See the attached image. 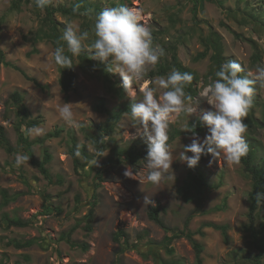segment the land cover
Wrapping results in <instances>:
<instances>
[{"label":"rangeland","instance_id":"obj_1","mask_svg":"<svg viewBox=\"0 0 264 264\" xmlns=\"http://www.w3.org/2000/svg\"><path fill=\"white\" fill-rule=\"evenodd\" d=\"M77 1L50 0L55 7H70ZM85 1L102 10L116 6L138 10L142 22L150 28L153 47L162 48L165 54L156 65L148 66L143 80L134 81L135 97L124 91L121 99L109 92L103 72L85 70L79 61L76 90L65 96L59 85L54 47L46 41L33 40L40 18L32 5L24 4L14 11L13 0H0V42L7 61L46 88L40 89L13 68L0 69V125L5 127L16 149L14 154H8L0 146V264H196L191 241L182 237L169 242L166 231L150 219L149 213L154 207L160 208L159 216L164 224L178 231L184 229L188 217H193L190 230L204 247L203 264H253V259L260 257L261 249L248 230L252 180L241 163L233 164L220 156L210 164L212 157L208 155L201 166L206 179L204 195L198 203L187 202L181 188L191 168L179 160V154L181 145L190 144L193 135L180 136L170 143L174 160L168 172L170 178L158 185H140L124 172L128 167L133 174L140 171L145 163L143 160L134 166L110 164L119 149H147L139 123L125 113L113 136L106 138V150L100 157L92 142L87 140L85 129L97 136L96 127L107 121L108 116L98 110L101 101H105L112 112L141 101L144 90L155 87L156 78L170 74L174 52L193 76L196 93H186L198 98L202 83L216 79L211 61L213 51L200 58L211 32L222 38L224 63L234 60L244 69L239 75L254 78L257 66L264 67V0L200 1L197 14L193 0ZM56 18L65 27L89 33L82 43L90 55L87 46L95 35L92 29L84 30L86 20L61 14ZM93 19L95 23V17ZM160 66L166 67L165 75L159 71ZM112 74L116 87L121 89V76ZM254 88L244 138L256 140L260 147L259 157L264 158V83L257 81ZM14 92L23 95L24 104L34 118L43 119L40 134L34 129L26 132L30 141L44 139L63 129L58 138H49L44 145L34 144L30 148L38 162H42L44 149H48L52 155L47 165L51 179L29 160L17 164V155H27L29 150L18 144L15 111L9 104ZM156 95L159 98L162 90L157 88ZM63 103L73 104L72 123L59 115ZM201 103V107H209L202 100ZM195 120L202 121L199 113L174 114L168 132L173 126L185 129ZM203 126V134L198 135L201 141L208 134L207 127ZM72 139H76L79 149L85 146L94 156L79 172L75 171L70 155ZM80 159L85 162L82 157ZM145 194L152 198L155 206L144 203ZM90 210L94 211V216L87 229L86 216ZM13 219L27 225L9 226ZM262 220L264 217L258 218L256 229ZM212 225H226L230 242L226 243L221 232ZM10 241L32 244L17 248L9 244ZM261 261L264 263V255Z\"/></svg>","mask_w":264,"mask_h":264},{"label":"clouds","instance_id":"obj_2","mask_svg":"<svg viewBox=\"0 0 264 264\" xmlns=\"http://www.w3.org/2000/svg\"><path fill=\"white\" fill-rule=\"evenodd\" d=\"M49 2L35 0L36 6L41 9L46 8ZM94 35L95 39L87 46L92 60L106 64L107 72L118 73L122 78L119 87L127 95L135 97L134 81L143 80L148 66L156 65L165 54L162 48L153 47L149 26L142 22L136 9L109 7L96 16ZM88 37L87 31L78 32L68 26L61 39L66 42L71 57H76L85 51L82 42ZM53 57L57 65L72 68V60L65 54L64 47L55 48ZM243 71L242 66L234 60L223 63L215 73L216 79L202 83L199 97L195 99L185 91L193 81L191 73L173 69L167 77L156 78L155 87L146 88L143 99L130 105L131 119L138 122L143 130L147 155L140 171L133 174V170L128 167L124 175L138 180L140 185H158L163 179L170 178L168 172L174 160L168 143L169 121L174 114L182 113L187 116L199 113L208 134L203 141L193 134L190 144L181 145V162L189 168H195L202 156L210 155V164L220 156H224L230 163L239 164L249 151L244 138L247 131L244 118L252 105L256 91L254 85L257 81L264 83V67L257 66L254 78L239 75ZM157 88L162 90L159 98L156 95ZM201 100L209 107H201ZM72 105L63 103L59 108V115L69 123L73 122L74 117ZM34 131L40 134L43 130L36 127ZM28 160L29 157L24 154L16 157L18 165ZM256 198L257 201L264 200V192H257ZM144 203L155 206L147 194Z\"/></svg>","mask_w":264,"mask_h":264},{"label":"trees","instance_id":"obj_3","mask_svg":"<svg viewBox=\"0 0 264 264\" xmlns=\"http://www.w3.org/2000/svg\"><path fill=\"white\" fill-rule=\"evenodd\" d=\"M200 1H210V2H217L216 0H193L194 2V10L195 14H197L199 3ZM32 5L33 10L39 16V27L33 37L35 42L46 41L50 43L54 49L57 47H64L65 54L69 55L72 63L70 69L66 67H62L57 65L59 70V85L61 88V92L68 96L70 93L76 90V82L78 79L77 75V61H79L82 66H84L85 70H94V71H101L103 72V80L108 88L109 92L116 94L119 98H124V91L118 89L116 84L113 81V74L106 71L107 65L92 60V57L88 54L85 50L79 56L71 57V54L67 52V45L61 37L63 31L65 30L64 24L59 22L56 18L57 14H61L65 17L69 18H84L86 21L84 23V30L92 29L94 30V19L96 16L102 11V9L95 4L89 3L85 0H78L76 3L71 5L70 7L59 6L55 7L49 2L48 6L44 9L38 8L35 4V0H13L12 3V10L17 11L21 8L22 5ZM92 16V18H90ZM206 50L204 53L200 55V58H205L208 53L212 50L213 54L211 56V61L215 67V73L220 69V66L224 63L225 58L223 57V45H222V38L216 32H211L207 41H206ZM259 57L256 55L255 60ZM1 68H13L17 71H20L27 80L33 82L36 86L40 89H46L45 86L40 85L35 79L29 78L19 67L13 65L6 59V55L1 48L0 42V69ZM168 69V68H167ZM178 70L180 72H188L187 69L181 64L179 61L177 54L174 52L172 56V63H171V70ZM159 71L162 75L167 73L166 67L160 66ZM189 73V72H188ZM241 74V73H240ZM216 78V76H215ZM185 91H189L192 95L196 93V89L193 87L192 83L185 88ZM9 104L11 107L14 108L15 111V131L18 136V144L28 149L27 155L29 156V161L39 168L41 173L48 179L50 178V173L47 168V165L52 160V155L49 153L48 149H44V157L42 162H38L34 158L33 152L30 151V148L34 144L44 145L47 139L49 138H58L63 129H58L50 134L47 135L44 139H38L36 141H30L29 137L27 136L26 132L39 127L42 124V117L34 118L28 109V107L24 104V97L19 92H14L10 95ZM98 110L106 114L107 121L103 124H100L96 127L97 136L92 135L85 129V134L87 140L91 141L95 150L96 154L100 157L106 150V138H110L115 133V128L117 124L121 121L123 115L125 113L130 114V105L126 104L123 110L112 112L110 111L105 104V101H101L100 105L98 106ZM249 112V111H248ZM248 113L247 116L244 118V122L248 120ZM204 126L202 121L195 120L185 127V129H179L176 127H171L168 132L169 141L168 143H172L174 140L179 138L183 135L192 136L195 134L196 136L203 134ZM246 143L248 144L249 151L246 156L241 158L240 163L244 168V172L251 178L252 180V191L249 195V202H250V213L249 219L250 224L248 226V230L251 231L253 238L259 243L261 249L260 257H256L253 259V264H264L261 261L262 255H264V221L262 220L258 223V229H256L255 224L259 217H264V214L261 215L260 213H264V200L257 201L256 193L257 192H264V158L259 157V150L260 147L256 140L253 138L245 139ZM0 146L8 153L14 154L16 149L13 147L11 142L9 141L6 133V129L4 126L0 125ZM70 155L73 159L75 171L79 172L83 169L87 164H89L94 156H91L87 151V148L84 146L82 149H79L76 139H72V145L70 148ZM147 155V149L144 151H140L136 148H129V149H119L116 152V159L111 160L110 164H129V165H136L140 161L144 159ZM82 157L85 162L83 163L80 159ZM208 155H204L201 157L198 165L195 168H191L188 173L187 179L185 184L181 188V194L185 201L187 202H196L198 203L203 195H204V187L206 186V179L202 172L201 166L205 162ZM98 178L102 180V175L99 174ZM160 208L154 207L150 210L149 217L155 223L160 225L167 233V239L169 242L173 241L174 239L185 237L189 241L192 242L193 247L196 252V264H203L202 254L204 252V247L197 242L194 237L195 233L190 230V223L192 221V216L188 217L185 222L184 229L182 231H178L176 229H171L167 227L162 219L159 216ZM94 211L90 210L89 214L86 216L87 220V229H90V224L93 220ZM27 223L21 220H10L9 226H26ZM215 229L219 230L225 240L226 243L230 242V237L228 234V227L226 225H212ZM9 244L14 245L17 248H24L32 244L31 242L27 243H20L18 241H10Z\"/></svg>","mask_w":264,"mask_h":264}]
</instances>
